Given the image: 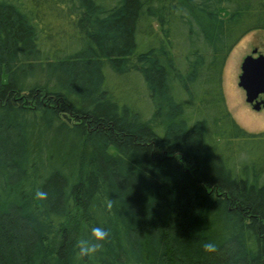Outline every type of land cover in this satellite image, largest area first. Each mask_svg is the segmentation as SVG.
Returning <instances> with one entry per match:
<instances>
[{
	"label": "trees",
	"instance_id": "trees-1",
	"mask_svg": "<svg viewBox=\"0 0 264 264\" xmlns=\"http://www.w3.org/2000/svg\"><path fill=\"white\" fill-rule=\"evenodd\" d=\"M255 29L264 0H0V264H264V129L223 88Z\"/></svg>",
	"mask_w": 264,
	"mask_h": 264
},
{
	"label": "rangeland",
	"instance_id": "rangeland-1",
	"mask_svg": "<svg viewBox=\"0 0 264 264\" xmlns=\"http://www.w3.org/2000/svg\"><path fill=\"white\" fill-rule=\"evenodd\" d=\"M254 47L257 48V52L264 53V29H255L246 33L233 47L223 70V88L227 105L236 120L246 129L258 131L264 129V107L253 108L245 100V92L238 84L241 61L246 54L252 52ZM116 82L127 89L126 94L131 95L130 88L133 87L134 80L121 77ZM129 99L135 101L136 96L133 94ZM140 105L145 110L148 109L146 103Z\"/></svg>",
	"mask_w": 264,
	"mask_h": 264
},
{
	"label": "water",
	"instance_id": "water-1",
	"mask_svg": "<svg viewBox=\"0 0 264 264\" xmlns=\"http://www.w3.org/2000/svg\"><path fill=\"white\" fill-rule=\"evenodd\" d=\"M240 67L238 84L245 92V100L255 109L264 107V98L259 97L264 93V53H257L254 47L243 57Z\"/></svg>",
	"mask_w": 264,
	"mask_h": 264
},
{
	"label": "clouds",
	"instance_id": "clouds-1",
	"mask_svg": "<svg viewBox=\"0 0 264 264\" xmlns=\"http://www.w3.org/2000/svg\"><path fill=\"white\" fill-rule=\"evenodd\" d=\"M48 198V193L42 189H37L34 193V199L37 201H45ZM112 206L111 201L107 205ZM109 233L102 227H93L89 231L86 238H82L74 245V258L76 260H83L85 258L94 256L103 246V243L108 239ZM202 250L205 253H212L216 250V245L211 242H205L202 245Z\"/></svg>",
	"mask_w": 264,
	"mask_h": 264
},
{
	"label": "flooded vegetation",
	"instance_id": "flooded-vegetation-1",
	"mask_svg": "<svg viewBox=\"0 0 264 264\" xmlns=\"http://www.w3.org/2000/svg\"><path fill=\"white\" fill-rule=\"evenodd\" d=\"M257 53H258V52H257ZM254 54H256V53H254ZM259 97H260V98H264V93L260 94Z\"/></svg>",
	"mask_w": 264,
	"mask_h": 264
}]
</instances>
